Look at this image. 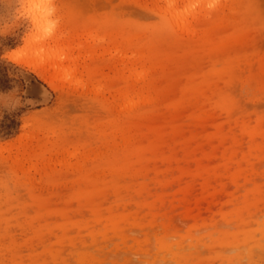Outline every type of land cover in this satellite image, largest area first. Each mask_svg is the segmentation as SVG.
<instances>
[{
  "label": "rangeland",
  "instance_id": "obj_1",
  "mask_svg": "<svg viewBox=\"0 0 264 264\" xmlns=\"http://www.w3.org/2000/svg\"><path fill=\"white\" fill-rule=\"evenodd\" d=\"M57 5L0 3V264H264V0Z\"/></svg>",
  "mask_w": 264,
  "mask_h": 264
},
{
  "label": "clouds",
  "instance_id": "obj_2",
  "mask_svg": "<svg viewBox=\"0 0 264 264\" xmlns=\"http://www.w3.org/2000/svg\"><path fill=\"white\" fill-rule=\"evenodd\" d=\"M5 0H0V3ZM14 6L13 21L28 25V34L34 42L41 43L57 36L62 18L57 0H7ZM221 0H204V7L211 14L220 6Z\"/></svg>",
  "mask_w": 264,
  "mask_h": 264
},
{
  "label": "bare ground",
  "instance_id": "obj_3",
  "mask_svg": "<svg viewBox=\"0 0 264 264\" xmlns=\"http://www.w3.org/2000/svg\"><path fill=\"white\" fill-rule=\"evenodd\" d=\"M60 38H58L57 36L55 37V38H53V39H51L50 41H54V42H56V41H58ZM49 45V43H47L46 41L45 42H41V44H40V48L37 50V53H41L44 49H45V47L46 46H48ZM36 56H38V54L36 55ZM51 60V61H50ZM49 60V62H50V66L48 65V67H45L44 69H46L47 71H48V69H50L53 73H57L58 75H60L61 73H66V74H68L69 72H71V70L69 69L70 68V65H71V61H72V59L70 58V56L68 55V54H65V55H63V57H60L59 59H54V58H52V59H50ZM33 61V62H32ZM32 61H30V65L32 64V63H34V64H36L37 66L39 65L40 67L42 66V67H44L43 65L44 64H46V63H44L43 62V60H41V62H37V63H35V61L34 60H32ZM49 62H48V64H49ZM34 64H32V65H34ZM42 64V65H41ZM35 66V65H34ZM38 66V67H39ZM41 67V68H42ZM49 73V72H48ZM60 73V74H59ZM51 74V73H50ZM57 74L56 75H54V76H57ZM128 103H130V102H128ZM124 104H126V103H124ZM131 104H134V103H131ZM130 104V105H131ZM129 104H127V106H128ZM135 105V104H134ZM126 106V105H125ZM125 106H123L124 108H125ZM126 106V109L125 110H127V107ZM133 105H131V107H130V109L131 108H133L132 107ZM129 109V108H128Z\"/></svg>",
  "mask_w": 264,
  "mask_h": 264
}]
</instances>
